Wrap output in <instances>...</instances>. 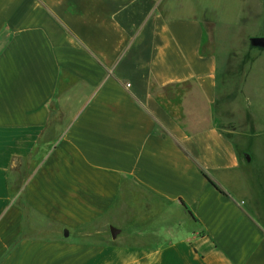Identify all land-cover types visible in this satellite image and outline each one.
I'll return each instance as SVG.
<instances>
[{
	"label": "crops",
	"instance_id": "1",
	"mask_svg": "<svg viewBox=\"0 0 264 264\" xmlns=\"http://www.w3.org/2000/svg\"><path fill=\"white\" fill-rule=\"evenodd\" d=\"M249 3L0 0V264H264ZM234 60L237 141L216 122Z\"/></svg>",
	"mask_w": 264,
	"mask_h": 264
},
{
	"label": "rangeland",
	"instance_id": "2",
	"mask_svg": "<svg viewBox=\"0 0 264 264\" xmlns=\"http://www.w3.org/2000/svg\"><path fill=\"white\" fill-rule=\"evenodd\" d=\"M248 7H249V12L248 13L246 12V13L249 15V18L245 22V32L252 33V34H258V35H264V0H250ZM218 37H219V34H218ZM256 38H264V36L256 37ZM252 39L248 40L247 44H251ZM235 60L233 62L234 67L232 68L233 74L230 75L228 81L224 82V88H223L224 94H222L223 92L219 87V93H218L219 98H218V103L216 107V120H217L216 122L224 130L229 131V133H232L231 134L232 137L234 138L235 141H237L239 136L237 135L236 131L242 132L245 130L246 120H245L244 115H242L241 112L238 110L239 106L241 105L240 100H237V98H235V95H237L239 86L243 88V86H245V83L243 82L238 83L236 80L239 74H241L240 76L242 77V75L245 74L246 71L249 70V68L243 66L238 74ZM261 65H264V64L258 63L257 66L261 67ZM190 88L191 90L193 89V87H183V88H180L179 90L180 92H186ZM163 90L167 92H172L171 89H167V88ZM175 115H177L176 112H175ZM254 150L256 151L255 154L257 156L264 158V150H262V148H255ZM246 155L249 156V153H246ZM256 157H254L255 160L257 159ZM256 166H257V163L255 161L253 163L252 161L249 169L245 170L247 177H249L251 180L254 179L253 177H254L255 172H253V170L255 171ZM253 185L254 183L251 186L253 187ZM34 221L41 223V221L36 218ZM188 225L190 228L195 226L190 221H188ZM156 226H162V225L157 224ZM51 232L52 231L50 230L49 233ZM113 238H115V236ZM139 240L141 239L126 238L124 233H122L118 238H116V241H118L119 243H137L139 242ZM153 243H156V242H153Z\"/></svg>",
	"mask_w": 264,
	"mask_h": 264
},
{
	"label": "water",
	"instance_id": "3",
	"mask_svg": "<svg viewBox=\"0 0 264 264\" xmlns=\"http://www.w3.org/2000/svg\"><path fill=\"white\" fill-rule=\"evenodd\" d=\"M252 43L254 45H264V38H253ZM247 159H249L248 156H246ZM112 237L115 236L116 232L113 228L110 229Z\"/></svg>",
	"mask_w": 264,
	"mask_h": 264
},
{
	"label": "trees",
	"instance_id": "4",
	"mask_svg": "<svg viewBox=\"0 0 264 264\" xmlns=\"http://www.w3.org/2000/svg\"><path fill=\"white\" fill-rule=\"evenodd\" d=\"M203 175L210 182V184H212V186H214L220 193H222L223 195H225V193L214 182H212V180L205 173H203ZM188 213L192 217V214L190 212H188ZM192 219L194 221H196L195 218L192 217Z\"/></svg>",
	"mask_w": 264,
	"mask_h": 264
},
{
	"label": "built area",
	"instance_id": "5",
	"mask_svg": "<svg viewBox=\"0 0 264 264\" xmlns=\"http://www.w3.org/2000/svg\"><path fill=\"white\" fill-rule=\"evenodd\" d=\"M126 87H128V84L126 85Z\"/></svg>",
	"mask_w": 264,
	"mask_h": 264
}]
</instances>
